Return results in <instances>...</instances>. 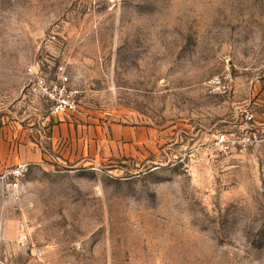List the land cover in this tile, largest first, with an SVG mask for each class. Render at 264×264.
<instances>
[{"label": "rangeland", "instance_id": "1", "mask_svg": "<svg viewBox=\"0 0 264 264\" xmlns=\"http://www.w3.org/2000/svg\"><path fill=\"white\" fill-rule=\"evenodd\" d=\"M35 63L74 112L27 95ZM19 164L0 264H264V0H0V177Z\"/></svg>", "mask_w": 264, "mask_h": 264}, {"label": "built area", "instance_id": "2", "mask_svg": "<svg viewBox=\"0 0 264 264\" xmlns=\"http://www.w3.org/2000/svg\"><path fill=\"white\" fill-rule=\"evenodd\" d=\"M26 74L29 78L26 93L28 96L43 100L49 104V116H62L72 113L77 108L76 96L78 92L69 87V78L62 66L55 68L54 77L48 78L45 76L38 63L30 65L26 68ZM231 76L228 73L215 76L211 80V85L215 87L220 93H227L230 88ZM41 129H39L40 131ZM219 142L225 143L227 140L225 136L219 137ZM249 141V140H247ZM245 140L238 142L244 143ZM28 164H19L8 174H3L0 181L4 184L6 190L15 191L18 189L19 177L28 170ZM11 178V181L9 180ZM6 181L9 183H6ZM27 227L24 222L18 223V244L21 247L30 249L32 255H38V251H33L29 248Z\"/></svg>", "mask_w": 264, "mask_h": 264}, {"label": "crops", "instance_id": "3", "mask_svg": "<svg viewBox=\"0 0 264 264\" xmlns=\"http://www.w3.org/2000/svg\"><path fill=\"white\" fill-rule=\"evenodd\" d=\"M69 84H70V83H69ZM69 87H70V85H69ZM70 88H71V87H70ZM72 89H73V88H72ZM52 117L54 118V116H51V119H53ZM57 117L60 119L59 116H57ZM44 119H45V118H44ZM44 119H43V120H44ZM52 141H53V138H52Z\"/></svg>", "mask_w": 264, "mask_h": 264}]
</instances>
